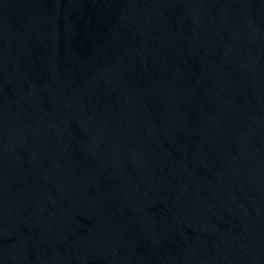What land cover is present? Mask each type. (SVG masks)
<instances>
[{"label":"water","instance_id":"obj_1","mask_svg":"<svg viewBox=\"0 0 264 264\" xmlns=\"http://www.w3.org/2000/svg\"><path fill=\"white\" fill-rule=\"evenodd\" d=\"M0 264H264V0H0Z\"/></svg>","mask_w":264,"mask_h":264}]
</instances>
